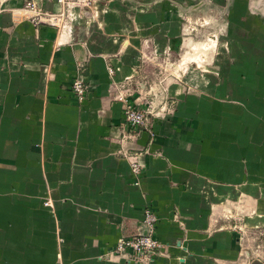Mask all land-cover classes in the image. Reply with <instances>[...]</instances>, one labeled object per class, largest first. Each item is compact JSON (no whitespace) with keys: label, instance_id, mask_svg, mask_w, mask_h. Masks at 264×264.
<instances>
[{"label":"crops","instance_id":"crops-1","mask_svg":"<svg viewBox=\"0 0 264 264\" xmlns=\"http://www.w3.org/2000/svg\"><path fill=\"white\" fill-rule=\"evenodd\" d=\"M27 1L0 0V264H58V251L66 264H138L101 256L126 232L124 222L142 218L144 202L169 245L170 257L152 264L236 262V235L216 230L212 205L225 198V183L264 176V156L245 150L248 140L237 133L242 123L218 100L227 89L212 100L185 95L177 111L157 120L149 147L167 164L152 170L146 159L144 200L128 163L117 157L123 106L112 101L108 72L114 66L118 80L134 76L141 40L103 35L84 20L68 34L34 25ZM36 2L50 14L66 13L58 0ZM108 9V29L121 28L122 16L132 30L133 8ZM137 17V28L157 34L160 44L181 31L180 19L162 8ZM76 79L91 87L83 104L71 92ZM262 127L256 137L264 145ZM211 179L222 185L213 188ZM48 197L53 209L43 206ZM175 211L184 229L169 222Z\"/></svg>","mask_w":264,"mask_h":264},{"label":"rangeland","instance_id":"rangeland-1","mask_svg":"<svg viewBox=\"0 0 264 264\" xmlns=\"http://www.w3.org/2000/svg\"><path fill=\"white\" fill-rule=\"evenodd\" d=\"M117 4L133 8L132 30L124 29L122 16L117 23L121 28L108 29V7ZM64 8L63 33H72L84 20L87 24L94 23L103 35L109 36L111 32L127 37L129 33L141 40L140 62L134 76L118 80L114 66H108V72L112 101L123 106L117 157L128 163L132 184L140 190L144 200L142 180L147 173L146 159L152 160V170L167 164L162 154L149 147L156 136L157 120L177 111L185 95L212 100L216 99L214 95L227 89V96L218 100L227 108L230 119L242 123L237 126V133L245 134L248 140L245 150L264 156V145L256 137L264 126V0H69ZM149 8L168 10L180 19V33L175 31L173 36H164V43L160 44L157 34L138 29L137 13ZM81 81L87 88L85 99L79 100L83 104L89 99L91 87ZM74 82L71 92L76 96ZM130 107L144 114V125H128L126 111ZM134 164L139 173L134 171ZM174 183L176 187L190 189L189 184ZM209 183L213 188L222 185L212 179ZM224 186L228 187V192L224 199L213 203L212 215L216 219V230L236 235L240 255L233 264H264V176L257 182L249 181L248 176L243 183H225ZM205 192L207 190L203 189L202 194ZM47 202L51 205L46 206ZM43 206L53 209L54 201L50 197L43 198ZM148 214L156 220L149 223ZM168 220L185 228L177 211L172 212ZM159 221L158 215L144 202L142 218L124 222L122 228L124 225L126 232L101 259L152 264L169 258V245L156 234ZM148 237L152 239L151 244L137 249L135 244ZM57 263L66 264L60 251Z\"/></svg>","mask_w":264,"mask_h":264},{"label":"built area","instance_id":"built-area-1","mask_svg":"<svg viewBox=\"0 0 264 264\" xmlns=\"http://www.w3.org/2000/svg\"><path fill=\"white\" fill-rule=\"evenodd\" d=\"M58 3L62 7H66L69 5V0H58ZM25 10L31 14L30 20L32 23H34V25L37 26L48 25L58 28L60 30L64 29L63 21H64L65 12L63 11L59 14H50L46 11H43L39 7L36 0L27 1L25 4ZM73 92L78 98V100H84L86 96L87 88L82 81H75L73 84ZM126 118L128 120V125H130L131 127H138L144 125V114L136 108L130 107L126 111ZM134 171L136 173H139V168L136 164H134ZM50 205H51L50 202L46 203V206H50ZM148 218H149L148 220L149 223L156 220L155 217L152 216L151 214H148ZM151 241L152 239L150 237L143 238L141 241L135 244L136 248L141 249L145 246H149L151 244Z\"/></svg>","mask_w":264,"mask_h":264}]
</instances>
